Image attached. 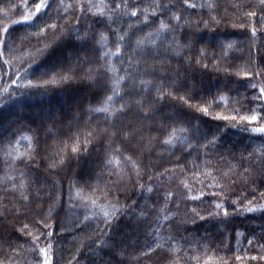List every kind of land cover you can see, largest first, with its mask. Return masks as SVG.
Returning <instances> with one entry per match:
<instances>
[{
  "label": "snow or ice",
  "instance_id": "obj_1",
  "mask_svg": "<svg viewBox=\"0 0 264 264\" xmlns=\"http://www.w3.org/2000/svg\"><path fill=\"white\" fill-rule=\"evenodd\" d=\"M232 6L237 10L245 7L240 3H235ZM51 7V0H37L34 4L32 0H23L22 3L6 4L0 9V15L3 17L0 19V59L3 60V66H0V83L10 81L8 86L0 89V94L6 95L10 100L16 91L11 88L12 85H15L17 89L25 90L20 92V95H24L27 90H47L49 84H63L73 80H88L96 84L98 77L105 78V83L99 86L100 90L90 88L93 95L100 98L95 106L90 104L85 112L89 118L93 114L103 116L108 125L103 130L108 138V150L100 162L101 171L97 173L96 181L89 184L85 180L84 186L91 190L90 193L85 194L83 188L76 187V183L83 180L84 175H80L77 180L69 184L68 211L82 210V218L78 215L77 220L72 222L73 227L84 233L85 229L95 222L99 230L95 239L97 252L99 253L102 248H109L112 251L119 249L120 254L123 255L125 249L121 247V242L111 237L109 233L100 230V225L103 224L111 231V227L119 218L122 209H130L135 214L137 201H133L131 205H121L118 199H110L112 190L114 188L119 190V186L125 181L126 176L128 182H132V177L135 176V185L139 187L141 194H152L157 192L153 186L154 180L162 182L166 176L169 179L172 178L169 175L170 169L165 168L163 171L157 172L154 168L144 165L142 159L134 158L136 147L140 148L141 153L146 150L149 154L157 147L172 155H175L174 149L177 148L184 149L188 155H191L192 151H196L197 160L200 159V153L203 152L205 156L202 161L204 170H195L194 165L193 175L202 186L219 189V192H213L212 195H219L223 198L220 201L212 202L214 211L209 212L208 215L220 217L222 211L223 218H228L230 214L228 208L224 207V201L231 190L228 185L220 183L221 177L216 174V170L208 167L211 164L209 152L215 150L229 126L239 127L235 123L236 121L246 122L244 127L240 128L241 131L264 134V123L248 127V125L264 120V115H261L255 107L249 109L250 115L241 114L243 109L240 107L234 109L232 115L222 113L213 115L211 111L213 107H219L221 104L227 107L229 97L226 92L218 90L215 95L209 92L197 99L193 91L196 85L192 73L197 68L207 70L209 64L204 63L205 60L212 59L215 70L218 72L223 70L230 77L229 67L222 69L221 61L226 60L229 52L234 48L233 42L218 41L219 52H214L211 57H209L206 44L201 46L195 56L191 54L196 41V34L191 29H198L201 20L198 16L193 21L191 14L185 15V13H188L189 10L203 11L207 9L210 20L220 23V20L213 15L218 8L217 0H168L167 3L163 0H151L150 3H145V0H107V2L106 0H71L68 3L65 0H58L55 16L49 15L45 19L44 17ZM258 7L260 21L264 22V0H258ZM10 9L15 11H10ZM16 12L20 14L18 18H13ZM244 15L255 18L257 11H248ZM117 16L127 17L129 20L135 18V23H129L127 28L122 25L113 27L116 24ZM61 20L65 23L61 24ZM88 20H92L93 23L89 24L87 28H83V23ZM203 24L208 27L209 20H204ZM17 25L35 29L34 32L21 35L18 38L20 44H17V39L13 38L12 33V29ZM96 25L105 30L94 31ZM144 27L152 28V30L144 32ZM241 27L244 25L242 24ZM49 31L54 36L52 41L45 39ZM178 32H183L184 35L178 37ZM57 33L59 34L57 35ZM138 33L140 34L138 35ZM256 34L257 29L253 26L251 28L253 41L256 39ZM30 36L35 37L36 44H42V47H36L34 53L26 54L28 60H22L21 57L14 54L20 51L25 42L31 44ZM134 37L135 39H133ZM185 38L187 42L181 43V40ZM66 39L75 41L73 48L66 54L62 51L55 63L42 67V62L37 57L55 52L57 48H61ZM32 46L35 47V45ZM89 53L93 54L92 57L88 55ZM8 57L21 60L15 65L14 71L12 60ZM172 57L177 58V69L173 71L175 78L170 79L158 75L155 71L156 67L163 68L165 64L171 62ZM93 64H95V68L92 67ZM242 71L244 77L264 78V67ZM29 76L33 78H28ZM230 83L229 78L228 83L223 86L227 91H231ZM250 87L257 89L258 85L251 83ZM258 91L259 94L254 95L252 100L248 101L250 105L256 101H264V86H259ZM169 98L179 100L189 109H195L203 116H211L215 121L227 123L223 127L217 125L213 130L203 127L201 123H193L191 119L183 118L181 113H173L171 116L161 114L158 117L157 113L161 112ZM193 100L196 103H192ZM257 106L259 107V105ZM197 119L199 120V118ZM53 122L55 123V117H53ZM88 123H90V119ZM153 126H155L154 129ZM41 127L43 125L36 129L19 126L11 131H8L7 128L0 131V151L3 153L5 163L7 164L10 160L9 167H13L19 162H25L24 169L19 171L18 183L16 176L6 174L0 177V188H3L5 193H18V196L15 197V212L17 215L26 217V222L21 224L18 231L23 236L31 237V242L25 241V244L34 257L32 264H53V257L50 255L53 248L51 241L56 232L49 221L53 219L54 213L59 215L57 205L63 207L62 191L57 200L49 205L46 214H40L44 210L38 204L36 215L27 219L28 212L31 211L28 205L35 203L40 198L39 190L35 193L31 191L29 181L31 169L28 165L35 162V157L40 151L39 133ZM67 127L69 134L59 141L56 152L50 158L49 169L65 167L73 158L78 160L81 153H89V145L100 132L99 129L85 128L84 135L81 137L79 131L71 132V122ZM77 128L79 129V124H77ZM109 129L111 130L109 131ZM153 130L155 135L151 134ZM3 132H7V136H4ZM44 132L46 136L56 135L52 132L51 127L45 128ZM21 147L24 148L23 151L20 150ZM255 151L264 155V146ZM252 155L253 153H249V156ZM181 158L177 157V163L173 165V169L180 168L181 176H184V166L179 164ZM257 159L258 162L264 163V160L259 157ZM13 170L15 171L14 167ZM105 172L110 177L114 176L115 180L105 181L101 187V178ZM244 172L248 173L249 169L245 168ZM144 175L148 176L147 186L141 183ZM222 176L231 184L236 182L232 179L235 176L232 168L227 169L222 173ZM88 179L90 180L91 176ZM240 179L247 183L250 181V175H241ZM208 180H211L210 184H206ZM180 183L186 189L183 199L197 201L205 196L204 191L193 194L194 189L186 178L182 179ZM257 190L253 189L254 192ZM232 194L234 195V193ZM149 198L150 196H145V200ZM175 198L176 194L172 191L164 193L162 197L164 204L159 208L149 226V233L153 239L145 245L146 251L140 253L141 257L154 253L165 246H168L169 250L174 253L181 250L180 242L175 236L169 234L165 238L162 234V226L174 218V213L169 209V203ZM4 199L6 196L0 197V215L11 211L4 204ZM158 199H160L159 196ZM259 199H264V191L260 192L259 197L253 195L252 200L247 201L246 204L242 202L241 197H236L233 200V205H236L233 212H264V203L254 202ZM145 208L146 205L137 214L138 219L142 220L148 217L149 213L144 210ZM190 212L194 217L205 219L196 208H191ZM64 231L65 229L61 227L60 234L62 235ZM240 235L242 233L237 231V237ZM86 239L92 240V236L86 234ZM253 239H249V245L253 243ZM42 243L44 246H41ZM10 247L13 252L18 253L19 248L24 245H10ZM260 248L264 251V244H261ZM199 259L198 256H190L188 261H184V264H189L191 260H195L199 264ZM236 259L240 260L241 257L236 256ZM252 259H256V257H252ZM260 259H264V256H261ZM0 264H6V262L0 260ZM99 264H120V262L112 259L104 260L101 256ZM173 264H181V259L177 256ZM223 264H227V261H224Z\"/></svg>",
  "mask_w": 264,
  "mask_h": 264
},
{
  "label": "trees",
  "instance_id": "obj_2",
  "mask_svg": "<svg viewBox=\"0 0 264 264\" xmlns=\"http://www.w3.org/2000/svg\"><path fill=\"white\" fill-rule=\"evenodd\" d=\"M22 2L23 0H0V9L9 3ZM35 2L37 0H32L33 4ZM65 2L68 3L71 0H65ZM150 2L151 0H145V3ZM163 2L167 3L168 0H163ZM57 3L58 0H51L52 7L45 15V19L49 15L55 16ZM217 3L218 8L213 15L220 20V23H214L210 20L207 9L203 11L189 10L188 13H185V15L191 14L193 21L198 16L201 20L198 29H191L196 34L195 47L191 50V54L195 56L201 46L206 44L208 45L209 57H211L214 52H219L218 41L233 42L234 48L229 52L227 59L221 61L222 69L229 67L230 77L223 70L216 71L212 59L205 60L204 63H208L209 68L207 70L197 68L192 73L196 85L193 91L197 99L209 92L214 95L217 94L218 90L226 92L229 97L227 107L223 104L219 107H213L211 110L213 115L216 113L232 115L234 114L233 110L238 107L243 109L241 114L250 115L249 109L255 107L261 115H264V101H256L251 105L248 103L254 95L259 94L258 88L264 86V78L244 77L242 71L264 67V63H261V61H264V22L260 21L258 0H217ZM235 3L243 4L245 7L237 10L232 6ZM252 10L257 11V17L251 18L244 15ZM10 11L15 10L10 9ZM19 14V12H16L13 18H18ZM2 18V15H0V19ZM204 20H209L208 27L204 26ZM60 23L64 24L65 21L61 20ZM92 23V20L85 21L82 27L87 28ZM129 23H135V18L129 20L127 17L117 16L116 24L113 27L122 25L127 28ZM242 24L244 27H241ZM253 26L257 29L254 41L251 39V28ZM141 27L143 26L141 25ZM152 27H155V25H152ZM104 30L99 25H96L94 29V31ZM151 30L152 28L149 27L143 28L144 32ZM34 31V28L17 25L12 29L13 38H16L17 44H20L18 38L21 35ZM183 35V32L177 33L178 37ZM29 39L31 44L25 42L20 51L14 54L21 57L22 60H28L26 54L34 53L36 47H42V44H36L35 37L30 36ZM45 39L47 41L54 39L51 31L48 32ZM186 42V38L181 40V43ZM74 44L73 39H66L61 48H57L55 52L45 54L42 57H37V59L42 62V67L53 64L60 57L62 51L66 54L68 50L73 48ZM32 45H35V47ZM88 55L92 57L93 54L89 53ZM8 59L12 60L14 71L15 65L20 63L21 60H15L12 57H8ZM0 66H3L2 59H0ZM92 67L95 68V64ZM175 69H177V58L172 57L170 63L165 64L163 68L157 66L155 71L158 75L174 79L173 71ZM28 78L33 77L29 76ZM229 78L231 91H227L223 87L225 83H228ZM104 83V77H98L96 84L88 80H73L63 84H49L47 90H27L24 95H20V92L25 90L17 89L15 85H12L11 88L16 89L12 99L9 100L6 95L0 94V131L5 128L11 131L19 126H25L26 129H36L38 126L43 125L39 133L40 151L35 157V162L28 165L31 169L29 176L31 191L35 193L39 190L40 198L35 203L28 205L31 211L28 212L27 219H31L36 215L38 204L44 210L40 214H46L49 205L57 200L62 191L63 207L57 205L59 215L57 216L54 213L53 219L49 221L56 232L51 241L53 248L50 255L53 257V264H99L101 256L104 260L112 259L119 261L120 264H173L177 256L181 259V264L188 261L190 256H198L200 258L199 264H223L224 261H227V264H264V259H260L261 256H264V251L260 248V245L264 244V212H233V208L236 207V205H233V200L236 197H241L242 202L246 204L247 201L252 200L253 195L259 197L260 192L264 191V163L258 162L257 159L259 157L264 160V155L259 151H255L264 146V134L241 131L240 128L244 127L246 122L236 121L235 123L239 125L237 128L229 126L215 150L209 152L211 164L208 167L215 169L216 174L221 177L220 183L228 185L231 190L224 201V207L228 208L230 214L228 218H223L222 211L220 217L208 215L209 212L214 211L212 202L214 200L220 201L223 198L219 195H212L213 192H219V189L202 186L193 175L194 165L195 170H204L202 161L205 156L203 152L200 153V159L197 160L196 151H192L191 155H188L184 149L177 148L174 149L175 155H172L157 147L149 154L146 150L141 153L140 148L136 147L134 158L142 159L144 165L154 168L157 172L163 171L165 168L170 169L169 175L172 178L169 179L166 176L162 182L154 180L153 186L157 189V192L152 194H141L139 187L135 185V176L132 177V182H128L126 176L125 181L120 184L119 190L115 188L112 190L110 199H118L121 205H131L133 201H137L135 214L130 209H122L119 218L113 223L111 231L103 224L100 225V230L109 233L111 237L121 242V247L125 249L123 255L120 254L119 249L112 251L109 248H102L99 253L97 252L95 239L99 234V230L95 222L88 229H85L84 233L73 227L72 222L77 220V216L80 215L82 218V210L73 209L71 212L68 211L69 184L77 180L80 175H84V179L79 180L76 187L83 188L85 194L90 193L91 190L84 186L85 180L89 184L96 181L97 173L101 171L100 162L104 159L108 150V138L103 131L108 125L103 116L93 114L89 118L85 112L90 104L95 106L100 98L94 96L92 90H100L99 86ZM251 83L257 84V89H252L250 87ZM8 84H10V81L0 83V89L8 86ZM192 103H196V101L193 100ZM173 113H181L183 118L191 119L193 123H201L203 127L213 130L217 125L223 127L227 123L215 121L211 116H203L195 109H189L179 100H172L171 98L165 102L157 116L159 117L161 114L171 116ZM53 117H55V123ZM89 119L90 123H88ZM70 122L72 125L71 132L76 133L79 131L81 137L84 135L85 128L99 129L100 132L93 138L92 144L89 145V153H81L78 160L73 158L65 167L49 169L50 158L56 152L59 141L69 134L67 126ZM259 123H264V120L248 125V127L259 126ZM77 124H79V129ZM49 127L56 135H45L44 129ZM154 128L155 126H153ZM7 134V132H3L4 136H7ZM151 134L155 135V131L153 130ZM133 143L135 144V140ZM20 150L23 151L24 148L21 147ZM249 153H253V155L249 156ZM177 157H182L179 164L184 166V176H181L180 168L173 169V165L177 163ZM9 165H11V161L9 160L6 164L3 153L0 151V177L6 174L16 176V182L18 183L19 171L24 169L25 162L14 165L15 171ZM229 168H232L235 172V176L232 177L236 181L234 184L229 183L222 176V173ZM245 168L249 169L248 173L244 172ZM241 175H250V181L243 182L240 179ZM89 176H91L90 180L88 179ZM185 178L189 185L193 187V194H198L199 191L205 192V196L201 200L187 201L183 199L186 195V189L180 181ZM109 180H115V177H110L105 172L101 178V187H103L105 181ZM141 183L147 186V175L143 176ZM210 183L211 180L206 181V184ZM254 188L258 190L254 192ZM166 191L174 192L176 198L169 203V209L174 213V218L162 226V234L165 238L169 234L175 236L180 242L181 250L174 253L169 250L168 246H165L154 253L141 257L140 253L146 251L145 245L153 239V236L149 233V226L159 208L164 204L162 197ZM5 196L6 199L3 202L11 211L0 215V260L5 261L6 264H32L34 257L25 244V241L31 242V237L23 236L18 231L21 224L26 222L25 216L17 215L15 212V197L18 196V193H5L3 188H0V197ZM145 196H150V198L145 200ZM158 196L160 199H158ZM254 202L264 203V199ZM145 205L144 210L148 211L149 215L146 219H138L137 214ZM191 208H196L205 219L201 220L199 217H194L190 212ZM61 227L65 229L62 235L60 234ZM237 231L242 235L237 237ZM86 234L91 235L92 240L86 239ZM249 239H253L251 245L248 243ZM10 245H24V247H20L17 253L12 251ZM41 246H44L43 243ZM236 256H240L241 259L237 260ZM252 257H256V259H252ZM189 264H197V262L191 260Z\"/></svg>",
  "mask_w": 264,
  "mask_h": 264
}]
</instances>
